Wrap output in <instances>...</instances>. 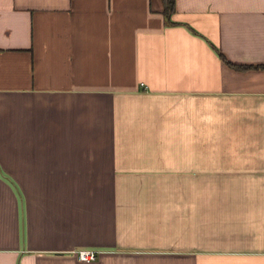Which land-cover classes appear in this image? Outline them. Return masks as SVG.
<instances>
[{"label": "crops", "instance_id": "obj_1", "mask_svg": "<svg viewBox=\"0 0 264 264\" xmlns=\"http://www.w3.org/2000/svg\"><path fill=\"white\" fill-rule=\"evenodd\" d=\"M263 65L264 0H0V264H264Z\"/></svg>", "mask_w": 264, "mask_h": 264}, {"label": "trees", "instance_id": "obj_2", "mask_svg": "<svg viewBox=\"0 0 264 264\" xmlns=\"http://www.w3.org/2000/svg\"><path fill=\"white\" fill-rule=\"evenodd\" d=\"M164 4V12L168 15H171L175 11V0H163ZM221 58L226 62L227 65L232 66L237 70H249L261 67V65H245V64H238L232 61H229L222 53H219ZM264 66V65H263Z\"/></svg>", "mask_w": 264, "mask_h": 264}, {"label": "built area", "instance_id": "obj_3", "mask_svg": "<svg viewBox=\"0 0 264 264\" xmlns=\"http://www.w3.org/2000/svg\"><path fill=\"white\" fill-rule=\"evenodd\" d=\"M78 258L84 262H92L97 258V250L83 249L77 251Z\"/></svg>", "mask_w": 264, "mask_h": 264}]
</instances>
